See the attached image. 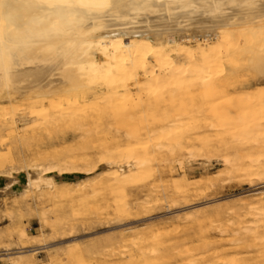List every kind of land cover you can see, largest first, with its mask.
<instances>
[{
  "label": "bare ground",
  "instance_id": "1",
  "mask_svg": "<svg viewBox=\"0 0 264 264\" xmlns=\"http://www.w3.org/2000/svg\"><path fill=\"white\" fill-rule=\"evenodd\" d=\"M263 29L264 0H0V134L7 131L22 140L28 130L20 129L26 124L44 121L61 127L88 97L96 101L100 93L130 94L129 82L137 81L139 72L146 79L138 83L140 90L158 84L173 68L184 66L194 73L197 60L215 63L237 35ZM213 37L218 43L209 49L196 50L190 44ZM254 49L251 68L263 76L255 103L264 106V38ZM47 101L51 109L44 105ZM96 123L87 120L80 127ZM123 135L109 131L99 136L102 148L92 154L55 150L36 158L19 153L10 165L0 159V194L20 198L39 182L45 185L42 193L53 199L109 191L114 215L122 221L134 209L130 184L146 171L138 158L123 160L104 147L110 142L131 144ZM232 166L245 182L264 188V163ZM201 186L172 182L164 193L171 191L187 207L190 196L204 194ZM207 219L220 232V241L195 246L162 237H139L131 243L122 239L115 255L128 257L130 264H264V193L256 203ZM17 237L23 242L29 238L24 230ZM134 245L137 250H128ZM16 264L37 263L27 259Z\"/></svg>",
  "mask_w": 264,
  "mask_h": 264
},
{
  "label": "rangeland",
  "instance_id": "2",
  "mask_svg": "<svg viewBox=\"0 0 264 264\" xmlns=\"http://www.w3.org/2000/svg\"><path fill=\"white\" fill-rule=\"evenodd\" d=\"M263 31L237 35L217 62L197 60L194 73L177 64L179 68L168 70L164 80L148 82L143 90L138 83L146 79L139 72L138 80L129 82L130 94L100 93L96 101L88 97L61 127L44 121L26 124L20 129L28 130L22 140L1 131L0 159L7 165L19 153L36 158L55 150L92 154L102 148L99 136L122 132L131 144L108 141L104 147L123 160L138 158L146 171L130 184L134 209L122 221L114 215L109 191L53 199L42 193L45 185L39 182L20 198L0 194V264L27 259L37 264H130L128 257L115 255V245L122 239L131 243L139 237H162L195 246L220 241V232L207 218L256 203L264 193V188L240 178L232 166L264 163V106L255 103V89L263 85V76L251 68ZM217 43L213 37L207 43L190 44L198 50ZM44 105L51 109L49 101ZM87 120L97 123L80 127ZM183 181L200 184L204 191L190 196L187 207L171 191L164 193L165 185ZM213 200L218 201L207 203ZM21 230L29 237L24 242L17 237Z\"/></svg>",
  "mask_w": 264,
  "mask_h": 264
}]
</instances>
